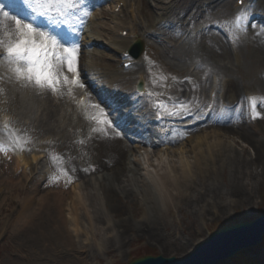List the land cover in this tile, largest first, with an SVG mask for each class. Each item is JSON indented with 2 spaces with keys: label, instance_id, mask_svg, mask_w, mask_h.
<instances>
[{
  "label": "rangeland",
  "instance_id": "374dc122",
  "mask_svg": "<svg viewBox=\"0 0 264 264\" xmlns=\"http://www.w3.org/2000/svg\"><path fill=\"white\" fill-rule=\"evenodd\" d=\"M123 1L121 12L115 10L126 22V25H120L124 27L121 31L114 28V5L111 0H82V3L70 0L78 4V10H71L74 12L71 17H62L55 8L49 11V16L37 17L35 25L50 33L58 32L63 18L80 19L75 27L78 83H71V73L64 67L62 71L69 82L65 83L64 91L56 92L57 106L50 112L44 109L47 114L43 118L39 112L48 105L46 91L24 81H16L6 54H0V129L16 141L14 148L8 140L0 139V144L14 156L24 149L33 150L37 156L30 165L19 167L20 174L15 178L0 162V264H126L130 259L145 254L182 256L214 229L233 222L248 221L264 213V0L252 1V8L241 21L243 31L237 30L236 20L231 19L234 0H221L216 4L203 0L204 7L194 0L178 22L183 28H176L179 35L182 33L179 39L167 36V33H147L165 30V24L177 20L170 12L162 13L161 9L173 0H143L148 6L141 0H132L133 17L130 16V0ZM35 2L56 4L58 0ZM143 5L149 7L152 14L148 21L143 20L140 13ZM193 12L196 15L189 20L188 16ZM50 18L58 26L50 24ZM9 22L12 24L7 25L10 28L8 31H11L15 25ZM127 22L143 42V50L135 58L142 65L138 69L153 83L150 86L144 84L142 91L130 90L133 94L129 97L117 93L109 96L112 87L106 72L114 73L121 68L123 60L120 52L113 48L111 39L115 34L123 37L128 34H123L129 30ZM228 41L236 50V60ZM66 46L69 45L61 46L57 52L63 54V47ZM177 53L181 57H175ZM86 63L93 71L87 70ZM156 66L162 74L148 75L146 70ZM166 73L170 76H165ZM228 80L235 83V97H224ZM194 81L200 86L192 85ZM189 88L193 91L188 92ZM47 93L51 97L55 95L50 90ZM87 94L92 96V101H86ZM249 98L257 100L256 110L261 113L258 119L251 118ZM158 103L164 107H157ZM74 104L77 105L75 110L72 109ZM90 104L96 107L95 111L91 110ZM179 108H187L189 114L182 113L177 118L167 115V112ZM237 108L241 111L237 112ZM222 109L227 111V116L218 120L216 117ZM2 113L6 115L1 117ZM157 114L162 118L158 120ZM93 116L112 123L107 135L92 132V128L98 126L91 119ZM3 117H6V123H1ZM211 126L218 127L215 128L218 136L214 140L219 141L229 154L237 152L234 154L250 157L257 150L260 161L248 168L256 173L253 174L256 177L252 175L236 182L238 179L231 177L229 163L222 161L213 178L202 184L197 177L196 182L200 184L193 191L187 189L188 196L179 202L169 198H163L161 202L159 193L149 185L150 188L146 187L148 194L145 193L141 183L134 178L137 172L143 171L141 167L147 164L157 168L162 165L160 159L175 162L181 156L180 150H183L182 155H188L192 160L189 151L192 142L179 139L197 129L199 133L206 132L209 138L208 133L213 129ZM224 127H234L236 131L247 127L251 134H247V140H244L241 133L235 134ZM40 128L48 134L40 136ZM31 130L34 135L23 140ZM117 132L119 136L114 135ZM49 136L54 138L44 141ZM58 138L61 139L59 141L73 138L74 142L69 146L68 142L59 144L56 141ZM37 141H44V151H37ZM117 142L125 144L122 156L130 161L135 171L124 176L126 191L119 189L112 192L101 177L103 172L108 171L107 167L91 170L90 165L98 160L111 163V155L120 151L116 147ZM99 146L102 150L98 151ZM48 147L59 148V153H45ZM118 164L121 165V162ZM59 165L66 172L76 170L80 165L87 169L85 179L91 178L93 182L95 176L99 177L96 184H83L80 191H73L83 197L81 202L89 209L95 226L86 230L89 216L79 209L88 235V240L81 241L85 245L82 248L84 251L78 252L79 259L60 260L55 257L47 261L43 256L46 253L44 241L39 237L42 226L39 224L36 232L32 226L30 229L14 225L12 219L25 199V185L31 184V179L41 172L46 173L48 178L59 179L66 190L72 191L71 178L58 171ZM23 173H26V179ZM43 181L39 182L41 186L34 194L36 197L45 193ZM15 182L19 187L16 192L10 186ZM208 186L217 188L213 196L211 192L208 195L204 192ZM130 189H135L136 193L130 194ZM196 196L199 198L195 201ZM106 219L111 220L112 226L103 224ZM111 228L113 232H109ZM220 264H264V238L259 246L239 252Z\"/></svg>",
  "mask_w": 264,
  "mask_h": 264
},
{
  "label": "bare ground",
  "instance_id": "6f19581e",
  "mask_svg": "<svg viewBox=\"0 0 264 264\" xmlns=\"http://www.w3.org/2000/svg\"><path fill=\"white\" fill-rule=\"evenodd\" d=\"M89 1V0H88ZM95 2H98L100 0H92ZM119 1L123 0H117L115 2V6ZM148 2V0H146ZM199 6H203V0H197ZM211 3H219L221 0H209ZM253 0H245L243 1L241 6H238L235 4V6H232V15L231 19L236 20L237 16H245L248 13L249 7L251 5ZM130 9L131 14L130 16L133 17V8L132 5L134 4L132 0H130ZM142 3L143 0H141ZM194 0H173L169 2V6H163L161 9H163L162 13L170 12L174 18L177 20H171L167 24H165L164 28L165 30L155 32V31H147V33L151 34H162L167 33L168 35L177 36L176 38L179 39L182 35V33L179 35V30L176 28H179L182 30L183 28L180 27L178 24L179 21L182 20L181 16L184 14V12L189 9ZM236 2V0H235ZM147 5L148 4H145ZM141 9V16L143 20L148 21L151 17L150 10L144 6ZM184 11V12H183ZM183 12V13H182ZM196 13L193 12L190 13L189 20H192L195 17ZM162 17V16H161ZM159 17V18H161ZM112 18L115 20L114 28L115 30H122L124 27H120V25H126L125 21L121 19V17L112 11ZM67 21V23H62L61 21ZM59 22V30L58 32H67L69 31L70 27H76L79 25L80 19H67L63 18ZM37 23V22H36ZM10 23L7 20L0 21V40H3L5 43L7 42V35L6 33L9 32L10 28H8L7 25H10ZM153 27V22L152 25ZM127 28H129L128 34L126 37H121L119 35H114L111 39L113 48L120 52V55L123 56V53L126 51L128 45L131 43L133 39H135L138 36V32L134 31L130 27V23L127 22ZM200 32V31H198ZM78 35V34H77ZM262 36L264 38V32H262ZM162 40V39H161ZM91 41V40H89ZM4 53L3 48H0V54ZM180 54L177 53L175 57H181ZM236 55V52L234 53ZM130 60L132 62L130 66L126 69L123 67L117 69L114 73H107L106 76H108L110 80V84L112 87V93H109V96H112L114 93L125 94L127 97L131 96V89L135 87V84L139 81H141L144 84H148L150 86L153 82L152 79H148L147 76L144 75V73L141 72L139 67L140 65L139 60L135 59L134 57H128L125 58L123 61ZM87 70H91L92 67L89 63H86ZM93 71V70H91ZM147 74L150 76L154 75H161L162 72L159 68V66H156L153 69H147ZM73 74V73H72ZM170 74L166 73L165 76ZM63 71L62 75L60 76V83L57 85V91L62 92L66 89L65 83L63 82ZM192 85L200 86L198 82L194 81ZM110 87V86H109ZM225 91H224V97H235V93L237 90L233 87H235V83L233 80H228L225 84ZM154 91V90H153ZM193 91L192 88L188 89V92ZM129 93V95H128ZM55 95L52 97L49 96V94L46 91V101H49L47 106L43 107L41 111L39 112V116L43 118L45 114H47V109L49 112L52 111L54 107L57 106V100L55 98ZM86 101H92V96L88 95L85 97ZM16 103V101H15ZM81 105V104H80ZM91 110L95 111L96 107L93 106V104H90ZM77 108V105L74 104L72 107L73 110ZM3 114L1 115V117ZM218 117V116H217ZM216 117V118H217ZM1 123H6L7 119L6 117L2 118ZM6 120V121H5ZM43 126V125H42ZM213 128L210 129L207 138L206 132L199 133L200 130L197 129L192 134H185L182 135V137L179 139L180 141H188L192 142L191 149L189 150L190 153H192V160H190L187 156L182 155L183 150H180L181 156L178 157V160L173 161H165L163 159H160L159 162L162 163L159 167H152L148 166L147 164H144V167H141L143 169L142 172H137V176L134 178L137 179V182L141 183V186L146 191V187H151L152 189H155L157 193H159L160 201L162 202L163 198H169L171 200H175L176 202L185 199L189 193L187 189H191L193 191V188L197 187L198 184L202 183L204 184L209 179L213 178L215 176V173L218 171L219 166H221L223 163H219L224 161L225 164L229 163L230 168L232 169L230 173L232 174V179H239L244 180V178L251 177L253 174L256 175L255 172H252L251 170H248V168L251 165H256L260 161V154L257 152V150H254V156L250 157H244V155H236L229 154L227 150H223L222 146L220 145L219 141L214 140L215 136H218L216 133V129L218 128L216 126H211ZM227 131H232L235 134L241 133L244 140H247V134L249 133L247 127L243 128V130L236 131V128L234 127H224ZM40 136H44L48 134V132L43 131V128H40L39 132ZM252 131H255L252 129ZM34 131L28 132L26 137H23V140L25 138H30V136H33ZM109 133V131H107ZM42 134V135H41ZM244 134H246L244 136ZM116 135V134H114ZM249 136V135H248ZM213 137V138H212ZM9 138V136H8ZM51 138L54 137H47L44 139V141H49ZM61 139H56L58 141L57 143L63 144L68 142V146L72 145L71 142H74V139L59 141ZM44 141H37L36 149L39 152L44 151L43 143ZM55 141V142H56ZM12 145L11 147H15L14 140L11 141ZM78 143V141H76ZM144 142H149L144 140ZM17 144V143H16ZM88 144V141H87ZM117 148L120 151H117V154L111 155V163H108L106 160H98L95 163L90 165V169L92 170L95 167H103L106 166L107 170L106 172H103L101 175L102 181L106 183L110 190L114 192V190L126 191L125 187L126 185H123L124 183V176H127V173H133L135 171L134 167L130 165V161H126L123 158V151L126 146L122 142H117ZM260 145L262 143H259ZM49 148V149H48ZM45 150V153H50L53 155H56L59 153V148L57 147H48ZM98 151L102 150V148L99 146L97 147ZM181 149V148H180ZM0 162H3L7 171L10 173V175L15 178L20 174L19 167L25 168L26 165H30L33 160L36 159L35 152L33 150L24 149L22 152H18L13 155L12 152H7L4 150V148L0 144ZM249 155V154H247ZM118 162H121V165L118 164ZM58 171L61 174L68 175L71 178V188L72 191L66 190L65 185L57 178H48L46 177V173L41 172L36 177H31V184L25 185V199L21 204L20 211L18 214L14 216L12 219V222L14 225H19L20 227L26 226V227H33V230L38 232V225L40 224L42 226V229L39 231V237L41 238L43 243V248L46 251L45 254H43L44 258L47 259V261H52L55 259V257L59 258L60 260L62 258H78L80 255L78 252L84 251L82 249L85 247V245L81 242L84 240H88V235L86 230H90L95 226V222L93 221L92 217L90 216L89 209L87 207H84L85 205L82 204L83 197L80 196V193H75L73 191L77 190L80 191L83 184H89L94 183L96 184L99 182V177L95 176L94 182L91 178H86V168L77 165L76 170H72L71 172H66L65 169L59 165L57 167ZM79 171V172H74ZM197 175V176H195ZM253 175L254 177H256ZM23 178L26 179V173H23ZM246 176V177H245ZM199 177L200 179L198 180ZM41 180H44L42 182V188L46 186V190L43 196L36 197L34 194L38 191L41 186ZM128 182V179H125ZM198 180L199 182H196ZM48 181V182H47ZM213 181V179H212ZM40 182V183H39ZM211 182V181H210ZM93 184V185H94ZM17 183H11V189L15 188V192L19 187H17ZM149 185V186H147ZM232 185H235L234 183ZM212 186V185H211ZM149 187V188H150ZM114 188V189H113ZM138 188V187H137ZM238 190V186L236 187ZM236 188L233 187V190L236 191ZM217 189L216 187H205V193L208 195L211 192V196L213 191ZM232 190V191H233ZM28 191V192H27ZM120 191V192H121ZM234 191V192H235ZM130 194H135V189H130ZM147 193V191L145 192ZM30 194V195H28ZM148 194V193H147ZM146 194V195H147ZM198 200V196H196ZM187 202V201H186ZM185 202V203H186ZM31 209V210H30ZM79 209H82L85 214L89 216V225L86 227V230L84 229V226L82 224V220L80 218ZM146 214V213H145ZM100 222V221H98ZM111 220H105L103 224H106L107 226L111 225ZM142 225H140L141 227ZM114 229L111 228L109 232H113ZM83 236V237H81ZM78 239V240H77ZM80 239V240H79ZM78 242L80 244H78ZM99 247L101 244L98 242ZM165 256V255H164ZM79 259V258H78ZM82 260V259H81Z\"/></svg>",
  "mask_w": 264,
  "mask_h": 264
},
{
  "label": "snow or ice",
  "instance_id": "6c2138e0",
  "mask_svg": "<svg viewBox=\"0 0 264 264\" xmlns=\"http://www.w3.org/2000/svg\"><path fill=\"white\" fill-rule=\"evenodd\" d=\"M82 3V0H79ZM55 8L60 15L71 17L78 10V4L66 2V0H58L56 4L37 3L35 0H0V20H7L14 23L15 27L6 33L7 42L0 40V48H3L6 54L11 72L16 81H24L26 84H32L36 88L55 93L57 85L61 82L60 76L62 69L66 67L69 73H73L72 84H77L79 80V71L77 66L78 44L76 43L77 29L70 27L67 32L50 33L41 30L35 25L37 17L49 16V11ZM7 10V11H5ZM245 17L237 16L235 28L243 31L241 21ZM27 21V22H25ZM67 23V21H61ZM49 23L58 26L55 20L49 19ZM63 45V54L57 52V49ZM51 46V47H50ZM63 82L68 83V77H63ZM83 86V85H80ZM249 106L251 108V118L258 119L261 113L256 110L257 100L249 98ZM157 107H164L157 104ZM241 108H237L240 112ZM189 114L187 108H179L167 112L172 118L181 117V114ZM227 116L226 110H221L218 120H224ZM158 120L162 117L157 114ZM91 119L98 125L92 128L94 133H104L113 125L110 121L98 119L93 116ZM120 135L119 132L116 133Z\"/></svg>",
  "mask_w": 264,
  "mask_h": 264
},
{
  "label": "water",
  "instance_id": "95a60500",
  "mask_svg": "<svg viewBox=\"0 0 264 264\" xmlns=\"http://www.w3.org/2000/svg\"><path fill=\"white\" fill-rule=\"evenodd\" d=\"M263 238L264 213L214 229L185 255L145 254L126 264H220L239 252L259 246Z\"/></svg>",
  "mask_w": 264,
  "mask_h": 264
}]
</instances>
